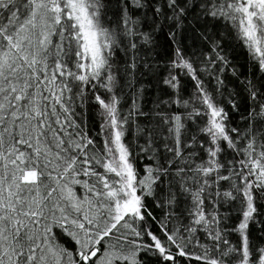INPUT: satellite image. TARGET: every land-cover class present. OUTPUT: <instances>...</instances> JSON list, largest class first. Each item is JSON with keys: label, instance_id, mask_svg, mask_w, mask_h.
Wrapping results in <instances>:
<instances>
[{"label": "snow or ice", "instance_id": "6c2138e0", "mask_svg": "<svg viewBox=\"0 0 264 264\" xmlns=\"http://www.w3.org/2000/svg\"><path fill=\"white\" fill-rule=\"evenodd\" d=\"M0 264H264V0H0Z\"/></svg>", "mask_w": 264, "mask_h": 264}, {"label": "trees", "instance_id": "16d2710c", "mask_svg": "<svg viewBox=\"0 0 264 264\" xmlns=\"http://www.w3.org/2000/svg\"><path fill=\"white\" fill-rule=\"evenodd\" d=\"M198 28H202V25H197ZM221 31L220 25H216L212 32L208 33V35L212 39H220L222 43L223 52L222 54L227 57V59L231 62V67L237 69L239 75L241 77L245 76L249 72V62L247 59V51L245 48H242L240 44L234 40L224 39L222 36L219 35ZM160 43L162 45L161 51V58L165 56V49L167 48V42L165 37L161 35L159 37ZM185 40H186V50L190 52H195L198 56L200 55L201 51L207 52L210 49V43L207 40L201 39L197 34H194L191 31H187L185 33ZM170 51V50H169ZM223 78L225 80L226 85L229 87H235L239 89L240 85L236 81V77L231 75V72L226 70L223 74ZM188 90H191L190 82L188 85ZM227 95V92H225ZM152 92L149 91L148 95L146 96V100L152 99ZM88 121L89 123H94L95 121V114L91 110L88 112ZM233 119L235 120L236 117L234 116ZM157 211H159L157 209Z\"/></svg>", "mask_w": 264, "mask_h": 264}]
</instances>
